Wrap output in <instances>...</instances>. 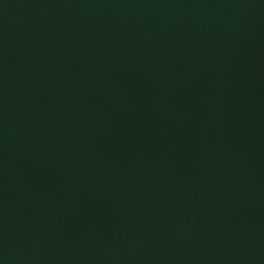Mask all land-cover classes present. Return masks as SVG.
<instances>
[{"label": "water", "instance_id": "1", "mask_svg": "<svg viewBox=\"0 0 264 264\" xmlns=\"http://www.w3.org/2000/svg\"><path fill=\"white\" fill-rule=\"evenodd\" d=\"M0 264H264V0H0Z\"/></svg>", "mask_w": 264, "mask_h": 264}]
</instances>
